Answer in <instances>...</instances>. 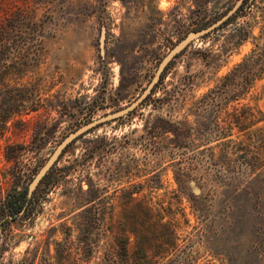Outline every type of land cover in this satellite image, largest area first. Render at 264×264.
I'll use <instances>...</instances> for the list:
<instances>
[{"label": "rangeland", "instance_id": "rangeland-1", "mask_svg": "<svg viewBox=\"0 0 264 264\" xmlns=\"http://www.w3.org/2000/svg\"><path fill=\"white\" fill-rule=\"evenodd\" d=\"M237 1L0 0V17L25 6L46 25L18 74L41 105L0 138V264H122L123 245L131 263L142 250L155 264H264V0L193 39L134 109L72 140L26 211H1L21 169L18 188Z\"/></svg>", "mask_w": 264, "mask_h": 264}, {"label": "trees", "instance_id": "trees-1", "mask_svg": "<svg viewBox=\"0 0 264 264\" xmlns=\"http://www.w3.org/2000/svg\"><path fill=\"white\" fill-rule=\"evenodd\" d=\"M248 1L242 0L233 15L242 10ZM28 15L27 7L15 5L14 10L0 17V138L4 137L9 130L10 121H22L24 116L35 112L41 105L40 98L36 97L34 89L27 88L18 81L21 66L30 54H36L38 45L46 32L44 19L33 22L31 18L27 17ZM28 27L31 33L26 29ZM20 154L21 148L18 143L12 142L5 145V156L8 160L17 161ZM56 163L57 161L44 175L33 193L46 179ZM21 170L16 178V185L7 192L2 203L1 211L5 212V216L13 217L22 213L28 209V205L31 203V196L27 197V187L18 188L17 186L24 174ZM120 250L122 264H155L154 256H149L142 250L134 263L129 261L130 257L125 245Z\"/></svg>", "mask_w": 264, "mask_h": 264}, {"label": "water", "instance_id": "water-1", "mask_svg": "<svg viewBox=\"0 0 264 264\" xmlns=\"http://www.w3.org/2000/svg\"><path fill=\"white\" fill-rule=\"evenodd\" d=\"M242 0H238L234 6L221 18L213 22L212 24L208 25L207 27L201 28L197 31H193L188 33L183 39H181L178 43H176L166 55L161 59L159 66L156 70V73L154 75L153 80L148 85V87L145 89V91L142 93L140 97H138L135 101H133L131 104L127 105L126 107L119 109L114 112L107 113L105 115L100 116L97 119H94L90 121L89 123L83 125L76 131L70 133L67 135L54 149L52 154L49 156V158L41 165V167L37 170L34 177L30 180L27 186V197H30L37 187V185L40 183L44 175L48 172V170L51 168V166L57 161L59 155L62 153V151L65 149V147L74 140L78 135L85 132L91 127H94L95 125H98L100 123H104L105 121L113 120L125 113H128L132 109L135 108V106L140 103L143 98L147 95V93L150 92L151 87L153 86L154 82H156L160 76V72L163 70V68L168 64L170 59H172L177 53H179L181 50H183L193 39H196L198 37H201L208 32L216 29L218 26H220L222 23L227 21L231 15H233L236 10L238 9L239 5L241 4ZM101 52H103V49H101Z\"/></svg>", "mask_w": 264, "mask_h": 264}]
</instances>
